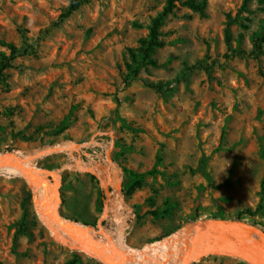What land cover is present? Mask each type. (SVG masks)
I'll use <instances>...</instances> for the list:
<instances>
[{"label":"rangeland","instance_id":"obj_1","mask_svg":"<svg viewBox=\"0 0 264 264\" xmlns=\"http://www.w3.org/2000/svg\"><path fill=\"white\" fill-rule=\"evenodd\" d=\"M184 1L163 21L156 66L129 80L167 0H85L65 19L70 0H0V53L17 49L0 76V154L79 146L32 165L58 173V215L99 241L105 231L117 242L123 225L127 246L143 249L203 218L235 220L264 206V54L249 55L264 2L206 0L200 15ZM122 166L145 175L129 197L120 194ZM116 195L123 204L106 216ZM32 200L21 176L0 175V264H100L56 242ZM241 218L264 231V211Z\"/></svg>","mask_w":264,"mask_h":264},{"label":"water","instance_id":"obj_2","mask_svg":"<svg viewBox=\"0 0 264 264\" xmlns=\"http://www.w3.org/2000/svg\"><path fill=\"white\" fill-rule=\"evenodd\" d=\"M13 152L0 154V170L10 169L20 173L32 194L39 188L49 189L58 196L59 182L55 181L54 171L29 167ZM34 158L31 159V164ZM58 178V174H57ZM50 186V187H49ZM33 196L36 213L58 227H48L53 239L66 248L85 254L100 264H123V252L112 246L110 241L100 242L94 238L89 227L60 217L52 211V203ZM57 203H55V207ZM194 233L186 244L179 264H192L209 256L238 259L245 264H264V231L246 221L204 219L193 225Z\"/></svg>","mask_w":264,"mask_h":264},{"label":"trees","instance_id":"obj_3","mask_svg":"<svg viewBox=\"0 0 264 264\" xmlns=\"http://www.w3.org/2000/svg\"><path fill=\"white\" fill-rule=\"evenodd\" d=\"M250 0H243V6L247 5V3ZM261 2H264V0H260ZM85 2V0H70L65 12L61 15L62 19H65L69 17L74 12L78 11L81 5ZM179 2V0H167L165 7L159 13L151 22V26L149 28V33L146 39H142L140 41V48L138 49L137 55H132V61L135 64V67L132 68L128 65V78L129 80H136L138 78V71L140 68H145L148 66H156V61L152 58V55L154 51L158 48H161L163 46V42L160 40L161 33L160 29L163 25V21L166 16L173 13V10L175 9V4ZM182 5L188 8L189 10L199 13L200 15L204 14L207 1L206 0H185L182 2ZM241 38V36L239 37ZM225 41L227 44L231 41V35L229 33V30L226 29L225 31ZM264 42V25L261 29L260 34L256 35L252 39L253 44V51L249 53V55H263L264 50L261 47V43ZM6 47L10 51V55L8 57H5L3 54L0 53V76H2L3 72L11 67V62L15 59L17 55V49L14 45L9 44L6 45ZM243 55H246L244 51L241 53ZM144 85L148 88L154 89L157 92H165V90L168 89V85H163L162 83H149L144 82ZM225 132H222V138L224 136ZM264 158V155H262ZM124 181L121 185V191L122 194L126 197H129L133 194V192L140 188L143 183L144 174H140L137 172H134L132 170L127 169L126 167H121ZM262 190H264V181L262 182ZM264 211V206L259 205L255 211H252L250 209H247L245 212L240 213L235 220L242 221L241 216H255L258 212ZM152 215L158 216V213L153 212ZM204 219H221L226 220V218L223 215H217V216H209ZM197 219L195 218L194 221ZM251 225L256 226L254 223H250ZM245 264V263H243Z\"/></svg>","mask_w":264,"mask_h":264},{"label":"bare ground","instance_id":"obj_4","mask_svg":"<svg viewBox=\"0 0 264 264\" xmlns=\"http://www.w3.org/2000/svg\"><path fill=\"white\" fill-rule=\"evenodd\" d=\"M79 149V146L77 145H68V146H58L55 148H50L47 149L43 152H37L34 155L28 156V157H21V159L25 162V164L29 167H32L31 164V159L34 158L36 159L37 157H43V156H48L56 153H67L69 155H72L73 152ZM71 166H67L69 169ZM78 168L80 170H85V167L78 165ZM7 170L10 173L15 174L16 176H21L19 172L15 170H10V169H3L0 170V175L4 173V171ZM57 174L55 172L54 178L55 181H58ZM50 187V186H49ZM33 196H38V198L42 199L43 197L47 196L46 202H51L52 203V211L56 209L55 203H58V196L57 195H52V191H49V189H44V188H39L38 191H35L33 193ZM115 203L111 205L113 208H107L106 210V216L109 214L111 211L113 212L114 210L116 211L117 208L121 207V204H123L122 198L119 196V198L115 197L114 199ZM118 214V213H117ZM42 220H44L47 224L48 227L52 228H58L52 221L51 219H45L42 215H39ZM121 220V218H119ZM123 226V225H122ZM121 226V239L117 240V242H114L111 238L112 236L107 234L105 231V240L106 241H100L107 243L110 241L112 246L123 252L125 260L123 264H162L164 262H167L168 259H175L177 264L180 263L182 254L184 252V249L186 248L187 242L190 240L194 233V228L191 225L190 227L184 229L181 232L175 233L171 237L161 241V242H156L153 244H150L146 246L143 249H135L127 246V244L124 241V238L122 236V229L123 227ZM91 234L94 236L96 239L95 233L93 230H90ZM97 240V239H96Z\"/></svg>","mask_w":264,"mask_h":264},{"label":"built area","instance_id":"obj_5","mask_svg":"<svg viewBox=\"0 0 264 264\" xmlns=\"http://www.w3.org/2000/svg\"><path fill=\"white\" fill-rule=\"evenodd\" d=\"M120 194H121V190H120Z\"/></svg>","mask_w":264,"mask_h":264}]
</instances>
